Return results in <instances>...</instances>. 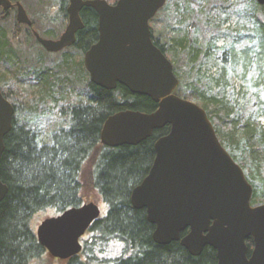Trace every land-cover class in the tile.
I'll use <instances>...</instances> for the list:
<instances>
[{
	"label": "trees",
	"instance_id": "trees-1",
	"mask_svg": "<svg viewBox=\"0 0 264 264\" xmlns=\"http://www.w3.org/2000/svg\"><path fill=\"white\" fill-rule=\"evenodd\" d=\"M11 1L28 5L25 0ZM27 1L36 5L43 2ZM47 1L54 10L48 15L51 21L68 19L69 0ZM248 1L254 3L255 9L246 13V25H227V16L219 22L206 19V24L199 27V36L192 31L175 36L169 31V38L174 48V69L179 70L176 93L206 110L222 145L241 165L253 186L251 204L258 205L264 203V125L261 121L264 118V5L257 0ZM167 4L168 0L157 15ZM213 4L220 6L225 14L229 12L226 2L213 0ZM14 9L15 6L9 10L0 6V24L9 20ZM81 17L85 27L78 32L73 48L84 54L99 39V17L88 7L81 11ZM32 21L37 25L34 18ZM14 22L21 29L16 14ZM198 26L197 22L193 23V28ZM151 30L155 44L167 54L165 45ZM13 48L7 33L0 29V72L10 76L15 93L17 82L11 70L16 63L9 58ZM50 72V77L37 82L19 79V82L31 83L28 84L30 96L23 89L17 96H10L0 83L4 96L15 107L13 127L5 138L0 164V178L9 186L5 199L0 202V264H52V261L60 264H214L210 254L195 258L180 241L156 244L155 226L148 221L146 210L135 209L131 203L132 190L147 176L153 164L155 142L168 134L169 126L155 131L152 137L136 146L112 148L101 142V130L110 116L129 109L151 113L158 104L123 85L107 90L92 83L84 61H76L74 55ZM231 75L250 87L248 92L243 85L239 87L241 99L229 98ZM83 94L85 102L75 103L70 99ZM49 110H56L65 124L45 140L29 123L44 117ZM19 113L29 123L20 125L16 117ZM87 184L105 204L106 214L88 230L82 253L67 261L54 259L38 242L32 218L47 210H54L56 216L86 203ZM252 241L249 238L247 243L251 245ZM116 245H120V252L113 256L110 251Z\"/></svg>",
	"mask_w": 264,
	"mask_h": 264
},
{
	"label": "water",
	"instance_id": "water-1",
	"mask_svg": "<svg viewBox=\"0 0 264 264\" xmlns=\"http://www.w3.org/2000/svg\"><path fill=\"white\" fill-rule=\"evenodd\" d=\"M257 1L264 5V0ZM166 3L69 0L68 25L60 38L35 35L49 52L72 47L85 27L81 11L93 8L99 39L84 53L91 82L107 90L123 85L158 104L151 113L120 111L101 130L102 144L116 148L136 146L170 127L156 140L153 164L131 193L134 208L145 209L155 226L153 240L161 245L180 241L192 256L210 246L217 251L218 264H264V203L251 204L253 186L244 169L222 145L206 110L176 93L180 80L174 64L153 40L150 22ZM0 6H15L17 21L33 25L20 1L0 0ZM14 115L15 107L0 86V164ZM8 191L0 178V202ZM101 213L98 204L89 202L47 217L38 225V242L52 258L70 259L82 251L81 238ZM249 238L254 241L250 257Z\"/></svg>",
	"mask_w": 264,
	"mask_h": 264
},
{
	"label": "rangeland",
	"instance_id": "rangeland-1",
	"mask_svg": "<svg viewBox=\"0 0 264 264\" xmlns=\"http://www.w3.org/2000/svg\"><path fill=\"white\" fill-rule=\"evenodd\" d=\"M184 1L186 2V5L184 4ZM217 1L226 2V5L230 6L229 12L227 14L223 12L220 6L215 7V5L213 4V0H178V2L175 0H168V4L163 12L158 14L151 21V28L153 29L154 35L156 38L160 39L162 44L165 45L167 56L171 61L172 57H174V48L170 42L171 40L169 38V31L173 32V35L175 36H184L191 31L195 36H199V27H202L206 24V19L219 22L224 18V16H227L229 18V22L227 25L230 24L232 25V27H241L247 24L245 23L246 13L251 12L255 9L254 3L248 0ZM176 2L177 4H179V7L176 6ZM25 3L28 5H23L25 6L30 18H34L36 20L37 25L35 24L34 27L37 31L40 32L41 35L48 34L50 36L56 37L63 34L68 25V19L59 18L56 22L51 21L48 15H52L54 10L50 7L49 1L43 0V2L39 5H36V3L33 1L28 2L27 0H25ZM12 11L13 12L9 16V20H6L5 22H3V24H0V29L7 33L8 39L14 47V52L9 58H11V62L16 63V66L12 68L11 71L16 77V89L18 90L19 94L22 93L21 90L23 89L26 96L31 95V90L29 89V85L31 83H22L19 82V79L24 80V82H32L34 80L30 77V72L27 73L24 71L23 73L22 69H44L38 67V63V65L43 64L44 67H52L54 69L56 65H59L65 59H71L72 55H74L76 61L78 59L84 60V54L73 47L69 48L68 51L65 52V54L48 55L43 47H41V45H39V43L36 41V38L34 37L32 31L28 29L27 25L22 24L21 29L20 27H15L14 14H16V9ZM259 15L261 16L263 15V13L259 11ZM194 22H197L199 26L193 28ZM13 36H15L16 39H14ZM219 44H222V40L221 42H219ZM40 60H42L43 62H41ZM172 62H174V59ZM175 72L177 73L179 72V70L176 69ZM58 76H61V74H59ZM9 77L10 76H8L6 73L0 72L1 86L4 87V89L10 94V96H17L18 92L16 91L14 93V91L12 90V85L15 87V84H13L11 79L9 80ZM241 85L245 87V91H250L249 85L241 81L239 77L235 75L230 76V86L228 88L230 99H241L242 95H240L239 93V87H241ZM76 91H80V89H77ZM74 96L75 97H72L70 99L71 101L74 100L73 102L75 103L86 101V96L84 94L78 98L76 97V95ZM16 117L18 118V123L20 125L22 123H29L27 121V117L21 115V113L16 114ZM261 121L264 125V118H261ZM30 122L31 123L29 124L35 126L37 128V133L42 134L41 136L45 140L48 139L52 131L65 124L64 119L56 114V110H49L44 117L37 118L35 120L33 119ZM85 201H87L86 203L94 202L98 204L101 207L102 214H106L107 209L105 207V204L103 203V201H101L97 192L88 184L85 188ZM54 214V210H47L34 214L31 221L34 231H37L38 225L45 218L54 216ZM112 250L120 252V245L114 246ZM52 264L60 263H54L52 261ZM61 264H63V262H61Z\"/></svg>",
	"mask_w": 264,
	"mask_h": 264
},
{
	"label": "flooded vegetation",
	"instance_id": "flooded-vegetation-1",
	"mask_svg": "<svg viewBox=\"0 0 264 264\" xmlns=\"http://www.w3.org/2000/svg\"><path fill=\"white\" fill-rule=\"evenodd\" d=\"M14 7V6H13ZM26 25V24H25ZM28 26V25H27ZM28 29H30V31H32V33H33V35H34V37L36 38V41L39 43V45H41V47H43V49L47 52V54L48 55H53V54H65V52H67L68 51V49L69 48H71V47H69V48H65V49H63V50H61V51H59V52H49V51H47L45 48H44V46L39 42V40L37 39V37H36V35H35V32H38L39 34H40V32L39 31H37L36 29H35V27H34V24L32 25V26H28ZM41 35V34H40ZM62 35V34H61ZM61 35H58V36H56V37H54V36H50V35H46V34H43V35H41L43 38H47V39H54V40H56V39H59L60 38V36ZM41 62H43L42 60H40ZM40 61H38V62H40ZM84 61V60H83ZM39 64V63H38ZM37 64V66L38 67H40V68H44V69H31V70H27V69H22V72L24 73V71L25 72H27V73H29L30 72V77L32 78V79H34L33 81H35V82H37V81H40V80H44V78L45 77H50V74H51V72H50V68L49 67H44L43 66V64L42 65H38ZM85 66V65H84ZM48 69H50V70H48ZM170 128V127H169ZM36 132H37V129H34ZM82 204H84V203H82ZM81 204V205H82ZM80 206V205H79ZM102 211V210H101ZM101 216H103V214L101 213ZM90 229V228H89ZM88 229V230H89ZM88 230H87V232H88ZM87 232H86V234L81 238V243H82V245H83V248H84V237L87 235ZM155 242V241H154ZM156 243V242H155ZM156 244H158V243H156ZM161 245V244H160ZM165 245V244H164ZM166 245H168V244H166ZM117 246V245H116ZM247 246H248V255H249V257H250V255H251V253H252V251H253V249H254V241H252V244L251 245H249L248 243H247ZM83 248H82V251H83ZM186 249V248H185ZM187 250V249H186ZM82 251L80 252V253H82ZM119 251V250H118ZM188 251V250H187ZM110 252H112V254H115V255H113V256H116V255H119V252H116V251H114V250H111ZM116 252V253H115ZM79 253V254H80ZM78 254V255H79ZM204 254H210L211 255V257H213V259H214V264H218V259H217V251L214 249V248H212V247H210V246H206L203 250H202V252H201V254L199 255V256H193V257H195V258H199L200 256H202V255H204ZM78 255H76V256H78ZM75 257V256H74ZM71 258H73V257H71ZM70 258V259H71ZM55 259V258H54ZM67 260H69V259H67ZM67 260H63V261H67Z\"/></svg>",
	"mask_w": 264,
	"mask_h": 264
}]
</instances>
